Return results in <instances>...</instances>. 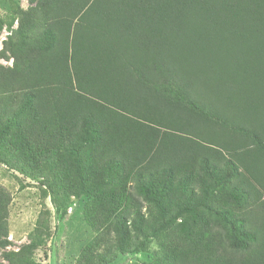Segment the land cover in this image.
Wrapping results in <instances>:
<instances>
[{"label": "trees", "instance_id": "16d2710c", "mask_svg": "<svg viewBox=\"0 0 264 264\" xmlns=\"http://www.w3.org/2000/svg\"><path fill=\"white\" fill-rule=\"evenodd\" d=\"M29 2L0 51V161L79 179L93 233L75 264L150 238V264H264V0ZM40 230L7 264H35Z\"/></svg>", "mask_w": 264, "mask_h": 264}, {"label": "rangeland", "instance_id": "374dc122", "mask_svg": "<svg viewBox=\"0 0 264 264\" xmlns=\"http://www.w3.org/2000/svg\"><path fill=\"white\" fill-rule=\"evenodd\" d=\"M34 3L29 0H0V51L6 46L9 35L17 28V17L20 9L30 12ZM16 18L12 26H8L9 21ZM8 56L9 53L5 52ZM0 64L11 66V58H2ZM4 155V154H3ZM64 167L73 169L76 167L74 156L67 153L63 157ZM59 173H62L63 166L57 165ZM46 171L38 172L35 178L20 174L12 165L4 164L0 161V187L9 194L7 205V229L9 244L0 249V264H7L2 253L6 251H17L21 245L29 242L28 235L37 226L40 227L38 246L32 251L35 264H75L80 249L92 237V230L88 220L85 218L86 208L83 205L84 198L73 197V186L77 187L78 180L72 179L64 181L71 176L69 174H59V177H52L53 169L48 166ZM51 172V173H50ZM67 175V176H66ZM49 179L53 183L56 192V205L50 201L48 192L40 184L41 180ZM64 178V179H63ZM66 183L64 189L61 187ZM68 188V190H67ZM68 192L65 197L64 191ZM76 191V188H74ZM147 202H143V213ZM102 217V212L96 217ZM102 219V218H101ZM186 219L183 217L175 218L174 225L182 227ZM97 220L96 225H98ZM92 224V223H91ZM193 224V221L191 222ZM195 226V224H193ZM143 238V234L138 235V240ZM159 240L150 238L144 242L145 248L139 252L118 254L113 261L107 264H150L154 260V250L158 248Z\"/></svg>", "mask_w": 264, "mask_h": 264}]
</instances>
